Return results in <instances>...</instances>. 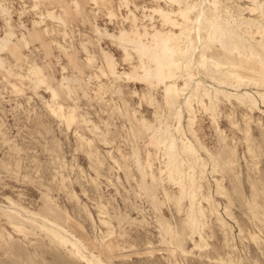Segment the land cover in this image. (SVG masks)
<instances>
[{
	"label": "rangeland",
	"instance_id": "rangeland-1",
	"mask_svg": "<svg viewBox=\"0 0 264 264\" xmlns=\"http://www.w3.org/2000/svg\"><path fill=\"white\" fill-rule=\"evenodd\" d=\"M187 2L198 6L188 14L193 17L188 24L198 25L189 37L196 40L197 36L198 43L192 41L187 45L188 53L181 54L190 58L187 68L169 64L183 75L175 78L182 94L173 102L164 95L168 82L153 77L154 69L164 70L160 66L164 64L160 59L164 50H155L166 37L157 41L150 38L156 31H179L178 8ZM254 2L258 8L250 12L252 0H0V264H86L89 257L90 264H264V84H260L264 83V74L247 69L260 66L250 57L242 62L247 67L243 72L259 76L260 81L247 79L234 88L218 82L221 73L210 63L211 56L215 59L217 53H224L223 46L228 45L225 52L229 54L236 38L243 40L236 39L238 46L242 45L241 52L247 54L257 48L263 53L264 0ZM209 15L222 19L224 31L228 30L223 46L217 42L219 36H206L204 20ZM250 18L258 22L253 24L255 20ZM132 26L137 32L127 34L126 29ZM120 29L123 35L117 38ZM236 31L240 38L239 34L234 36ZM140 34L146 42L141 57V51L136 52L131 45L139 43ZM207 41L210 49L205 48ZM104 51L113 56L120 72L130 73L138 62L144 63L145 71H141L146 78L132 80L102 73L108 56ZM199 53L204 54L203 59L210 57L207 69L206 63L199 64ZM197 81L210 90L216 87L241 93L244 89L255 96L257 103L249 109L234 97L228 102L210 92L211 96L197 99L196 93L190 106L192 113L180 101ZM209 100L214 108L203 107ZM175 105L180 106L181 116L175 115ZM69 113L75 116L72 124L66 119ZM165 132L173 134L169 141L165 139L170 149L158 138ZM181 145L189 151L185 147L181 150ZM162 150L168 154L173 151L175 156L172 152L167 156ZM167 158L182 170L185 183L170 180ZM178 195L181 204L175 201ZM198 206L203 208L205 219ZM188 208L195 209V214ZM5 211L18 214L26 227L17 230L4 216ZM50 222L60 226L56 229ZM163 224L170 225L172 232H166ZM49 228L58 235L66 231L63 237L72 238L78 248L82 247L81 255L87 257L70 254V244L51 243ZM178 232H182L183 240L176 238Z\"/></svg>",
	"mask_w": 264,
	"mask_h": 264
},
{
	"label": "bare ground",
	"instance_id": "bare-ground-1",
	"mask_svg": "<svg viewBox=\"0 0 264 264\" xmlns=\"http://www.w3.org/2000/svg\"><path fill=\"white\" fill-rule=\"evenodd\" d=\"M179 1H181V0H179ZM208 1V0H207ZM216 1V0H215ZM255 0H252V3H253V6H249V10H250V12H252V11H254L255 9H257L258 8V5H257V8H256V6H255V2H254ZM257 1V0H256ZM186 2V1H185ZM212 2V1H211ZM210 2V3H211ZM177 3H179L180 4V2H177ZM176 3V4H177ZM213 3V2H212ZM263 3V2H262ZM214 4V3H213ZM215 4H217V2H215ZM214 4V5H215ZM261 3H259V5H260ZM213 5V6H214ZM225 5V4H224ZM180 6V5H179ZM260 6H262V4L260 5ZM259 6V7H260ZM198 6H196V4L195 3H193V2H190V3H188L187 2V4L185 5H183V6H180L179 8H178V10H179V15H180V17H181V21H179L178 20V23H177V25L179 24L180 25V29H179V31L177 32H174L173 30H171V29H169V30H166V31H156V32H154L153 34H151V37L152 38H150L152 41H157V40H159L160 38H165L166 37V39L163 41V39H162V41L163 42H159V43H157V45L158 46H161L160 48H157L156 47V44H154L153 43V45L157 48H155L156 50H155V52L159 49V51L161 52V51H163L162 52V54H165V55H163L162 56V58H160V59H162L163 60V62H164V64H162L161 65V63H160V66H163L164 67V70H162L161 68V71H163V72H161L160 70H158V69H154V73L155 74H153V77L157 80V81H167L168 82V84L167 85H169V87L167 88V86H165L166 88H165V93H164V95L166 94L167 95V97L170 99V100H173V99H176L177 97H179V96H181V92L180 91H182L181 90V87H179L178 85H177V83L175 82L176 80H175V78L177 79V77L178 76H183L182 75V73L180 74L178 71H176L177 69L175 68V70H174V68L173 67H175L174 65H176V67L177 66H180L181 68H183V67H186L187 68V65H188V62H190V61H187L188 59H190V58H187V55L185 56V55H182L181 56V54H183L184 52V54H186V53H188L187 51L189 50V49H187L188 47H187V45L188 46H190L189 44L192 42V41H194V40H192L191 39V37H189V34L191 33V31L193 30V27L195 28L194 30H197L198 29V25H197V23H194V26L193 25H190V24H188V23H190L189 22V20L191 21V19L193 18L192 16H188V14L191 12V11H194L195 10V8H197ZM209 7V6H208ZM215 7V6H214ZM210 8V7H209ZM217 7H215L214 9H216ZM220 8V7H219ZM248 8V7H247ZM199 9V8H198ZM208 9V8H207ZM224 9V8H223ZM240 9V8H239ZM259 10V9H258ZM203 11H206V10H203ZM219 11V10H218ZM240 11V10H239ZM238 11V12H239ZM260 11V10H259ZM262 11V10H261ZM260 11V12H261ZM162 12H164V11H162ZM198 13V12H197ZM204 13V12H203ZM223 13V12H222ZM232 13V12H231ZM200 14V13H199ZM232 14H234V13H232ZM167 15V14H166ZM178 15V14H177ZM215 15H216V13H215ZM215 15H209L210 17H207V20H204L207 24V35L206 36H208L207 38H209L210 37V35H212V34H214L215 36H219V39H217V42H219V43H222L221 45L223 46V44L225 43L226 44V42L224 41V33H226L228 30H226V31H224L225 30V27H224V24L222 23V19H220V20H217V19H215L214 18V16ZM217 15H219V14H217ZM231 15V14H230ZM207 16V15H206ZM196 17V16H195ZM241 17V16H240ZM262 17H264L263 15H262ZM218 18H220L219 16H218ZM244 18V17H243ZM247 18V17H246ZM245 18V19H246ZM261 18V17H260ZM259 18V19H260ZM165 19V18H164ZM206 19V18H205ZM229 19H234V18H231V16H230V18ZM238 19V18H237ZM249 19V18H248ZM248 19H246V20H248ZM251 19V18H250ZM254 19V18H253ZM262 19V18H261ZM260 19V20H261ZM195 20H197V18L195 19ZM252 20V19H251ZM251 20H250V24H251ZM255 20V19H254ZM254 20H252V21H254ZM166 21H168V20H166ZM175 21V20H174ZM226 21L227 20H225V23H226ZM241 21H244V20H241ZM241 21H240V23L238 24V26L241 24ZM255 22H258V21H254V22H252L253 24L255 23ZM263 22V21H262ZM164 23V22H163ZM222 23V24H221ZM234 24V23H233ZM236 24V23H235ZM245 24H246V21H245ZM176 25V24H175ZM179 25L177 26V27H179ZM226 25H228V24H226ZM235 26V25H234ZM243 26H246V25H243ZM242 26V27H243ZM255 26V25H254ZM173 27H174V25H173ZM229 26H227V28H228ZM231 28V27H230ZM251 27H249V29H250ZM229 29V28H228ZM258 29H260V26L258 27ZM231 30V29H230ZM242 30V29H241ZM262 31H263V29H261ZM124 31V30H123ZM126 33L127 34H132L133 32L134 33H136L137 31H136V27L134 28V26H132L130 29H126ZM144 31H145V29H144ZM235 31V30H234ZM234 31H232V32H234ZM258 31V30H257ZM248 32V31H247ZM250 32V31H249ZM260 32V31H259ZM147 33V32H146ZM237 33V31L235 32V34H234V36L236 35H238V34H236ZM264 33V32H263ZM138 34V33H137ZM148 35H149V33H147ZM146 34V35H147ZM233 34V33H232ZM246 34H248V33H246ZM111 35V34H110ZM123 35V32H122V29H120V32H119V34H116L115 36H117V38H120L121 36ZM168 37H167V36ZM229 35V34H228ZM230 35H231V33H230ZM250 35V34H249ZM256 35V34H255ZM261 35H262V32H261ZM12 36V35H11ZM142 34H140V37H138V41H139V43L138 44H136V43H134V44H132L131 43V45L133 46V48H134V50L136 51V52H140L139 53V55L142 53L143 54V47H144V45L146 44V42L144 41V39L142 38ZM235 36V37H236ZM240 34H239V38H240ZM188 37H189V39H188ZM250 37V36H249ZM262 37H263V35H262ZM211 38V37H210ZM226 38H227V36H226ZM230 39L232 38L231 36L229 37ZM234 38V37H233ZM264 38V37H263ZM116 39V38H115ZM147 39V38H146ZM229 39V40H230ZM237 40H238V38H236ZM235 39V41L237 42V40ZM244 39V38H243ZM254 39V38H253ZM150 40V41H151ZM197 40H198V37L196 36V40H195V42L196 43H198L197 42ZM228 40V39H227ZM232 40V39H231ZM245 40V39H244ZM248 40V39H247ZM256 40V39H255ZM264 40V39H263ZM151 41V42H152ZM238 41H243V40H238ZM249 41V40H248ZM258 41H261V40H257V42ZM148 42V41H147ZM229 42V41H228ZM236 42H234V43H232V48L230 49V53L229 54H227L225 51H226V48L225 47H227V46H223L224 48H222V49H224L223 51H224V53H217L216 54V56H215V59H213V57L211 56V61H210V63H211V65H213V67L215 68V69H217V71H219L220 73H221V75L220 76H216L215 74L216 73H218L219 74V72H216V71H214L215 72V76L218 78V82H224V84L225 83H228V84H230V85H233V87L234 88H238L239 87V85L241 84V82H243V81H246L247 79H253L254 81H256L257 82V80H259L260 79V77L259 76H250V75H247V74H245L243 71V69H245V68H247V67H245L244 65H242V62H248L251 58L250 57H252V58H254V59H256L258 62H259V64H260V66H259V68L258 69H256L255 67H252L251 66V68H247V69H251V71H254L255 72V74L256 75H260V74H264V72H262L261 70H264V55H263V53H264V51H263V53L262 54H260V51L258 52V51H256V49L254 50H251V48L249 49V50H251L250 52L251 53H244V52H241V50H239V47L240 46H242V45H240V46H238L239 44H240V42H239V44L238 43H236ZM245 42V41H244ZM250 42V41H249ZM168 43V44H167ZM211 43V42H210ZM230 43V42H229ZM246 43V42H245ZM254 43V42H253ZM260 43V42H259ZM263 43H264V41H263ZM151 44V43H150ZM164 44H166L165 46H163ZM192 44V43H191ZM193 44H194V42H193ZM228 44V43H227ZM231 44V43H230ZM247 44V43H246ZM255 44V43H254ZM261 44V43H260ZM148 45V44H147ZM210 44H209V41H207V45H206V47L205 48H207V47H209V49H210V47L211 46H209ZM212 45V44H211ZM149 46V45H148ZM152 45H150V47H151ZM192 47H193V45H191ZM245 46V45H244ZM249 46H250V44H249ZM252 46V45H251ZM261 46V45H260ZM127 46H125V47H123L124 49V54H125V57H127V55H128V53H127V48H126ZM146 47V46H145ZM153 47V46H152ZM258 48H259V46H257ZM264 47V46H263ZM262 47V48H263ZM131 48V47H130ZM132 48V49H133ZM228 48V47H227ZM242 48V47H241ZM246 47H244V49H245ZM254 48V47H253ZM149 49V48H148ZM222 49H221V51H222ZM248 49V48H247ZM150 50V49H149ZM149 50H148V54H149ZM151 50H153V49H151ZM166 50V51H165ZM191 50H192V48H191ZM195 50V49H194ZM243 50V49H242ZM259 50V49H258ZM159 51H158V53H159ZM204 52H205V50H203ZM202 51V52H203ZM229 51V50H228ZM243 51H245V50H243ZM135 52V53H136ZM145 52V51H144ZM146 52H147V50H146ZM203 52V53H204ZM262 52V51H261ZM104 55H108V56H106L105 57V59L104 60H107V61H105V64H103V66L101 67V72L102 73H104V74H109V75H111L112 77L113 76H117V77H130L132 80L134 79V80H143V79H145L146 78V76L144 75L145 73L143 72V71H145V69H144V63L142 64L141 62H138V64L137 65H135V67H137L136 69H134V70H132L130 73L127 71V72H125V71H118V69H117V67H116V61H115V59L113 58V56L110 54V53H108V52H105L104 51ZM193 53V52H192ZM213 53V52H212ZM137 54V53H136ZM145 54V53H144ZM155 54V53H154ZM157 54V53H156ZM155 54V55H156ZM246 54V55H245ZM150 55H152V54H150ZM203 55L204 54H202L201 56H200V53H199V55L197 56L198 57V61H199V64H205L206 62H209V61H207L210 57H206L205 59H203ZM243 55H244V58H242L243 57ZM143 56V55H142ZM145 56H146V54H145ZM158 56V55H157ZM249 57V59L247 58V60H246V58L245 57ZM140 57H141V55H140ZM146 57H148V55L146 56ZM151 57V56H150ZM93 58V57H92ZM149 58V57H148ZM142 59V58H141ZM185 59V60H184ZM139 60V59H138ZM147 60V59H146ZM149 60H150V58H149ZM153 60L154 61H156L155 60V58H153ZM158 60V59H157ZM161 61V60H160ZM198 61H197V63H198ZM153 62V61H152ZM157 62H159V61H157ZM257 62V63H258ZM154 63V62H153ZM209 63V64H210ZM151 63H149V65H150ZM159 64V63H158ZM169 64H174L173 65V70H170V68L171 67H169L170 65ZM198 64V65H199ZM209 64L207 65V63H206V65L207 66H203L205 69H207V67L209 66ZM101 65V64H100ZM148 65V68L150 67ZM155 66H156V64H155ZM159 65H157V67H158ZM159 66V67H160ZM189 66V65H188ZM98 67V66H97ZM146 67V66H145ZM158 67V68H159ZM147 68V67H146ZM171 68V69H172ZM211 68V67H210ZM209 68V70H210V72H213V71H211L212 69H210ZM143 69V71H141ZM149 69H152V68H149ZM77 70V69H76ZM99 70V69H98ZM188 71V70H187ZM187 71L186 72H184V74L185 73H187ZM38 72V71H37ZM100 72V71H99ZM210 72H209V74H210ZM142 73H144V74H142ZM190 73V72H189ZM22 74V73H21ZM97 74V73H96ZM127 74H128V76H127ZM129 75H131V76H129ZM107 76V75H106ZM189 75L187 74L186 75V77H188ZM213 76V75H212ZM96 77H97V75H96ZM102 77V76H101ZM152 77V76H151ZM164 79H163V78ZM98 78H100V77H98ZM97 78V79H98ZM148 78H150V77H148ZM162 78V79H161ZM191 78V77H190ZM188 79H189V77H188ZM199 80V79H198ZM215 80H216V78H215ZM264 80V79H263ZM45 81V80H44ZM201 81V80H200ZM204 81V80H203ZM212 81V80H211ZM260 81V80H259ZM258 81V82H259ZM10 82V81H9ZM184 82V81H183ZM249 82H251V81H249ZM11 84V83H10ZM186 84H187V81H186ZM185 84V85H186ZM203 84V85H202ZM205 83H201V82H199V81H197L196 83H195V86L193 85L192 86V88H191V90H190V93L188 94V95H186V96H184V99L182 100L181 99V103H183V105H185L186 107H188V111H190V112H192L193 113V110L194 109H191L190 108V106L192 105V98H193V96L196 94L197 96H198V98L197 97H195V98H197V99H199V98H201V97H203V96H207L210 92H211V94H212V92H214L213 94L215 95L214 97H219L218 99H220L222 96L223 97H225L226 98V100L228 99V100H230V98L231 97H234V100L236 99V102H239V104L240 103H242L243 104V107H244V105H245V107L246 106H248V108L249 109H252V107H255V103H257V101H256V98H255V96L253 97V95H251V93H249L248 91H244V89H243V92H239V93H237V92H232V91H229V92H227V90H225V89H220V88H216V87H212V89L213 90H210V88L208 87H205V85H204ZM247 84H248V82H247ZM255 84V83H254ZM260 84H264L263 82L261 83L260 82ZM106 85V84H105ZM219 85V84H218ZM245 85V84H244ZM69 86V85H68ZM242 86H243V84H242ZM5 88V87H4ZM112 88V87H111ZM184 88H186L187 89V85H186V87H184ZM183 89V88H182ZM168 92H167V91ZM235 91H237V90H235ZM257 91L258 90H256V93H257ZM198 92H199V94H198ZM262 92V91H261ZM54 93V95L56 94V92H53ZM67 93H68V91H67ZM259 91H258V95H259ZM264 93V92H263ZM263 93H260V95L263 97ZM186 94V93H185ZM206 94V95H205ZM212 94V95H213ZM195 95V96H196ZM210 95V94H209ZM55 96H57V95H55ZM54 96V97H55ZM151 96V95H150ZM211 96V95H210ZM166 97V98H167ZM168 98H167V100H168ZM209 98V97H208ZM212 98V97H211ZM222 99V98H221ZM121 100V99H120ZM167 100H166V102H167ZM176 100H179V99H176ZM195 100V99H194ZM200 100H202V99H200ZM211 100V99H210ZM208 101L209 103H207V104H203L204 106L203 107H205V108H214L213 107V103L211 102V101ZM227 100V101H228ZM169 101V100H168ZM196 101V100H195ZM219 101V100H218ZM261 101H262V98H261ZM55 102H56V100H55ZM173 102H175V100H173ZM180 102H178V103H180ZM201 102V101H200ZM215 102V101H214ZM221 102V101H220ZM228 102H230V101H228ZM172 103V102H171ZM180 103V104H181ZM211 103V104H210ZM218 103V102H217ZM232 103V102H231ZM167 104V103H166ZM56 105H58V104H56ZM60 105V104H59ZM168 105H170L169 103H168ZM179 105V104H178ZM178 105H175V107H177ZM182 105V104H181ZM202 105V104H201ZM232 105V104H231ZM257 105V104H256ZM235 106V105H234ZM54 107V106H53ZM60 107H62V106H60ZM180 106H178V108L175 110L176 112H175V115H179V116H181L180 115V111H181V109L179 108ZM193 107V106H192ZM242 107V106H241ZM258 107V106H257ZM71 108V107H70ZM120 109V108H119ZM245 109V108H244ZM258 109H261V108H259L258 107ZM61 110V109H60ZM74 111L72 108L70 109V111ZM171 110V109H170ZM172 110H174V108H172ZM213 110V109H212ZM248 110V109H247ZM64 111V110H63ZM67 111H68V107H67ZM66 111V112H67ZM134 111V110H133ZM211 111V110H210ZM217 111V110H216ZM242 111H244V110H242ZM246 111V110H245ZM251 111H253V110H251ZM260 111V110H259ZM262 111V110H261ZM260 111V112H261ZM60 112V111H59ZM58 112V113H59ZM62 112V111H61ZM232 112V111H231ZM231 112H230V114H231ZM163 113V112H162ZM245 113V112H244ZM261 113H263V111L261 112ZM63 114V113H62ZM164 114V113H163ZM251 114V113H250ZM250 114H246L247 116H250L251 117V115ZM264 114V113H263ZM61 115V114H60ZM194 114H192V115H190L191 117H190V127H191V124L193 123V120H194V116H193ZM174 116V115H173ZM196 116V115H195ZM212 116H215L214 114L212 115ZM229 117V116H228ZM231 117H232V115H231ZM235 117V116H234ZM261 117V116H260ZM61 118V117H60ZM74 118H75V116H74V113H69V115H68V117L66 118L68 121H72V120H74ZM177 118H179V120L178 121H180V117H177ZM214 118V117H213ZM216 118V117H215ZM65 119V120H66ZM144 119V118H143ZM257 119V118H256ZM64 120V119H63ZM65 120H64V122H65ZM146 120V119H145ZM189 120V119H188ZM213 120V119H212ZM232 120V119H231ZM230 120V121H231ZM260 120V119H259ZM75 121V120H74ZM91 121V120H90ZM192 121V122H191ZM67 122V121H66ZM177 122V121H176ZM68 123V122H67ZM261 123V122H260ZM71 124H72V122H71ZM181 124V123H180ZM259 124V123H258ZM177 125V124H176ZM193 125V124H192ZM71 126V125H70ZM94 126V125H93ZM96 126V125H95ZM94 126V127H95ZM180 127V126H179ZM166 130V129H165ZM168 130V129H167ZM168 132V131H167ZM167 132H165V133H163V136L162 137H158L160 140H161V143H163L162 145H163V147L164 146H168V144L166 145V141H165V139H167V138H172L171 136L173 135H171V136H169V134H167ZM172 132V131H171ZM177 132H179V130L177 131ZM192 133V132H191ZM250 134V133H249ZM102 136V135H101ZM261 136V135H260ZM254 137V136H253ZM262 138H263V136H262ZM168 140V139H167ZM172 140V139H171ZM182 140V139H181ZM185 140V139H184ZM159 141V140H158ZM169 141V140H168ZM183 141V140H182ZM181 141V142H182ZM86 142V141H85ZM155 142H157L156 140H155ZM176 142V141H175ZM184 142V141H183ZM182 142V143H183ZM189 142V141H188ZM160 143V142H159ZM169 143V146H170V142H168ZM181 143V144H182ZM191 143V142H190ZM184 144V143H183ZM256 144H258V143H256ZM156 145V144H155ZM157 145H158V143H157ZM186 145V144H185ZM185 145H181V150H183V148L185 147ZM198 145H200V144H198ZM235 145V144H234ZM250 145V144H249ZM168 146V147H169ZM174 146V145H173ZM189 146V145H188ZM190 146H191V144H190ZM259 146V145H258ZM156 147V146H155ZM157 147H159V146H157ZM162 147V148H163ZM171 147H172V144H171ZM191 147H193V146H191ZM167 148V147H166ZM173 148V147H172ZM171 148V149H172ZM176 148V147H175ZM175 148H173L174 150L173 151H175ZM185 148H187V147H185ZM185 148H184V150H185ZM197 148V147H196ZM205 148V147H204ZM260 148V147H259ZM157 149V148H156ZM169 149H170V147H169ZM189 149V147L187 148V150ZM110 150V149H109ZM186 150V151H187ZM191 150V149H190ZM158 151V150H157ZM173 151H171L172 153H173ZM185 151V152H186ZM189 151V150H188ZM187 151V152H188ZM192 151V150H191ZM250 151V150H249ZM253 151V150H252ZM260 151V150H259ZM88 152V151H87ZM111 152V151H110ZM161 152H164V154H167V156H171L170 154H171V152H170V154H168L167 153V151H161ZM176 152V151H175ZM178 152V151H177ZM196 152H197V150H196ZM251 152V151H250ZM183 153V152H182ZM92 154V153H91ZM163 154V155H164ZM187 154V153H186ZM193 154V153H192ZM163 155H161L162 157H163ZM173 155H174V153H173ZM140 156V155H139ZM175 156V155H174ZM173 156V157H174ZM113 157V156H112ZM138 157V156H137ZM158 157V156H157ZM173 157H171L172 159H173ZM178 157V156H177ZM171 158H170V160H171ZM190 158V157H189ZM232 158V157H231ZM161 159V158H160ZM175 159H176V157H175ZM196 159H198V161H199V156L197 155V157H196ZM220 159V158H219ZM227 159V158H226ZM148 160V159H147ZM163 160V159H162ZM168 158H167V162L165 163L166 164V172L168 173V175H169V177H170V180H171V178H173L174 179V182H177L178 181V183L180 182V183H185V181H184V177L182 176V175H184L183 173H182V170H180L176 165H173V164H171V162H168ZM169 160V161H170ZM174 160V159H173ZM173 160H171V161H173ZM190 160V159H189ZM228 160V159H227ZM176 162H177V160H175ZM180 161H182V159L180 160ZM179 161V162H180ZM225 161V160H224ZM254 161V160H253ZM175 162V163H176ZM203 162V161H202ZM149 163V162H148ZM174 163V164H175ZM181 163V162H180ZM183 163V162H182ZM204 163V162H203ZM7 164H8V162H7ZM10 164V163H9ZM170 164V165H169ZM225 164V163H224ZM149 165V164H148ZM164 165V164H163ZM181 165V164H180ZM189 165H190V163H189ZM189 165H188V167H187V169L189 168ZM151 166V165H150ZM191 166H193V165H191ZM195 166H197L196 164H195ZM230 166V165H229ZM15 167V166H14ZM137 167H139V166H137ZM180 167V166H179ZM11 168H13V167H11ZM160 168V167H159ZM165 167H163L162 169H164ZM181 168V167H180ZM212 168H214V167H212ZM257 168V167H256ZM138 169H141L140 167L138 168ZM145 169V168H144ZM144 169H143V171H144ZM182 169V168H181ZM193 169V168H192ZM203 169V168H202ZM229 169V168H228ZM142 170V169H141ZM159 170V169H158ZM184 170V169H183ZM194 170V169H193ZM213 170V169H212ZM165 171V170H164ZM188 171V170H187ZM199 171V170H198ZM151 172V171H150ZM160 172H163V171H160ZM194 172V171H193ZM201 172V174H203L204 173V170H203V172L202 171H200ZM141 173V172H140ZM143 174H144V172H142ZM188 173V172H187ZM192 173V172H191ZM146 174V173H145ZM151 174V173H150ZM140 175H142V174H140ZM189 175V174H188ZM199 176V175H198ZM143 177V176H142ZM150 177H152V178H154V176L152 175H150ZM161 177V176H160ZM163 177V176H162ZM182 177H183V180H182ZM187 177V176H186ZM189 177V176H188ZM194 177V175L193 174H191V176L189 177L190 179H191V181H192V183H193V178ZM201 177H203V175H201L200 176V178ZM158 179H160V178H158ZM189 179V180H190ZM202 179V178H201ZM200 179V180H201ZM143 180V179H142ZM176 180V181H175ZM164 181V180H163ZM182 181H184V182H182ZM190 181V182H191ZM195 181V180H194ZM250 182V181H249ZM192 183H189V185H187L188 187H189V189L188 190H190L191 189V187L193 188V186H192ZM188 184V183H187ZM195 184V183H194ZM193 184V185H194ZM145 185V184H144ZM177 185V184H176ZM180 185L181 184H179V187H180ZM141 186H142V184H141ZM178 186V185H177ZM183 186V185H182ZM182 186H181V189H182ZM186 186V185H185ZM186 186V187H187ZM203 186V185H202ZM224 186V185H223ZM255 186V185H254ZM254 186H253V188H254ZM151 187H153V186H151ZM199 187V186H198ZM150 188V187H149ZM195 188V187H194ZM203 188V187H202ZM180 189V190H181ZM208 189V188H207ZM251 189V188H250ZM165 190V189H164ZM192 190V189H191ZM190 190V191H191ZM235 190V189H234ZM189 191V192H190ZM154 192V191H153ZM193 192H196V191H194L193 190ZM180 193H181V191H180ZM197 193V192H196ZM205 192H203V194H204ZM237 193V192H236ZM164 194V193H163ZM165 194L167 195L168 193H167V191L165 192ZM192 194V193H191ZM235 194V193H234ZM260 194H262V193H260ZM170 195V194H169ZM207 195V194H206ZM211 194H209V196H210ZM165 196V195H164ZM168 196V195H167ZM179 196V195H178ZM255 196V195H254ZM169 197V196H168ZM242 197V196H241ZM186 198V197H185ZM204 198V197H203ZM208 198V197H207ZM254 198V197H253ZM169 199V198H168ZM180 199H181V196H179L178 198H177V200H175V201H177L179 204H181L180 203ZM202 199V198H201ZM170 200H172V198H170ZM210 197L208 198V202L210 203ZM254 200V199H253ZM252 200V202H254ZM141 201V200H140ZM166 201H167V199H166ZM264 201V200H263ZM157 202V201H156ZM171 202V201H170ZM212 202V201H211ZM161 203V202H160ZM175 204H176V202H174ZM192 203V206H193V202H191ZM190 203V204H191ZM198 203V202H197ZM255 203V202H254ZM101 204V203H100ZM189 204V205H190ZM264 204V203H263ZM3 205V204H2ZM5 205V204H4ZM177 205V204H176ZM200 205V204H199ZM252 205H254V204H252ZM91 206V205H90ZM183 206V205H182ZM256 206V205H255ZM1 207V206H0ZM101 207V206H100ZM152 207H154V206H152ZM178 207V206H177ZM176 207V208H177ZM181 207V206H180ZM179 207V209H181ZM190 207V206H189ZM264 207V206H263ZM2 208H3V206H2ZM1 208V209H2ZM4 208H5V206H4ZM160 208V207H159ZM184 208V207H183ZM182 208V209H183ZM207 208V207H206ZM0 209V210H1ZM178 209V208H177ZM189 209V208H188ZM192 209H193V207H192ZM208 209H210L209 211H211L212 210V208H208ZM189 210H191V208L189 209ZM198 210L200 211V213H201V215H202V217L204 216L203 214H204V210H203V208L202 207H199L198 206ZM252 210V209H251ZM192 211V210H191ZM194 211H195V209H194ZM194 211H192V213H194ZM181 212V211H180ZM207 212V211H206ZM5 214H4V216L5 215H7L6 216V218L7 219H9L10 220V223H12L13 225H15V227H16V229L17 230H23V228H25L26 227V225H24V223H25V221L23 222L21 219H19L18 218V216H16V215H18V214H14V213H12L11 211H5L4 212ZM188 213V212H187ZM190 213V212H189ZM188 213V214H189ZM264 213V212H263ZM20 214V213H19ZM180 214V213H179ZM195 214V213H194ZM193 214V215H194ZM208 214V213H207ZM190 215V214H189ZM200 215V214H199ZM142 216V215H141ZM191 216H192V214H191ZM20 217H22V216H20ZM24 217V216H23ZM195 217H196V215H195ZM194 217V218H195ZM198 217V216H197ZM200 217V216H199ZM32 218V217H31ZM204 218V217H203ZM210 218V217H209ZM216 218V217H215ZM251 218V217H250ZM249 218V219H250ZM24 219H27V218H24ZM196 219V218H195ZM195 219H194V222H195ZM205 219V218H204ZM223 219V218H222ZM45 220H47V219H45ZM193 220V219H192ZM203 220V219H202ZM49 221V220H48ZM160 221V220H159ZM186 221V220H185ZM204 221V220H203ZM29 222H30V220H29ZM28 222V223H29ZM31 222H32V220H31ZM34 222V221H33ZM43 222H45L44 220H43ZM192 222V221H191ZM206 222V221H205ZM205 222H203V224H201L200 225V228H202L201 226L202 225H204V223ZM218 222H220V221H218ZM46 223V222H45ZM50 223H52V222H50ZM222 223V222H221ZM220 223V224H221ZM30 224V223H29ZM37 224H39V223H37ZM41 224V223H40ZM39 224V225H40ZM44 224V223H43ZM42 224V225H43ZM47 224V223H46ZM53 224V223H52ZM55 224V223H54ZM53 224V225H54ZM161 225H162V223H160ZM193 224V223H192ZM196 224H197V221H196ZM195 223H194V225H196ZM223 225H224V222L222 223ZM257 224V223H256ZM24 225V226H23ZM33 225V224H32ZM45 225V224H44ZM53 225H50L49 224V226H53ZM56 225V224H55ZM198 225V224H197ZM31 226V225H30ZM41 226V225H40ZM48 226V227H49ZM57 226V225H56ZM58 226H60L59 225V223H58ZM58 226L57 227H55L56 229L58 228ZM186 226V225H185ZM12 227V226H11ZM63 227V226H62ZM163 227H164V230L166 231V232H172V228H171V226L170 225H167V224H163ZM162 227V228H163ZM199 227V226H198ZM34 228V227H33ZM36 228V227H35ZM38 228V227H37ZM46 228V227H45ZM54 228V227H53ZM53 228H51V230H50V228L49 229H47L50 233H51V235H50V239H49V241L51 242V243H53L54 245H59V246H66V244H70V246H71V248L69 249L68 247H67V249H69L68 250V252L70 253V254H72V255H76V256H78L79 258L80 257H82L83 258V256H85V254L82 256L81 255V253L79 252V248L81 247H79L78 248V245L75 243V242H73V240L71 241V239L70 238H65V233H66V231H64L65 233H63V235H65L64 237H63V235H61L62 237H60V235H58L57 234V232H56V230L55 231H52V229ZM174 228V227H173ZM178 228V227H177ZM196 228V227H195ZM194 228V229H195ZM27 229V228H26ZM29 229H30V227H29ZM62 230L64 229V228H61ZM159 229V228H158ZM209 229V228H208ZM34 230V229H33ZM59 230V229H58ZM57 230V231H58ZM65 230V229H64ZM99 230V229H98ZM178 230H179V228H178ZM197 230V229H196ZM201 229H199V235H200V238H202L203 239V236H202V234H201V231H200ZM27 231H29V230H27ZM60 231V230H59ZM69 231V230H68ZM56 232V233H55ZM166 232H164V235H165V233ZM176 232V231H175ZM60 233V232H59ZM252 234V233H251ZM254 234V233H253ZM257 234V233H256ZM47 235H48V233H47ZM178 236L176 237L177 239H184V237H183V234H182V232H180V234H179V232H178V234H177ZM1 236V235H0ZM174 236V235H173ZM253 236V235H252ZM259 236V235H258ZM2 237V236H1ZM48 237V236H47ZM46 237V238H47ZM73 237V236H72ZM189 237V236H188ZM192 237V236H191ZM10 238V237H9ZM49 238V237H48ZM163 238H165V237H163ZM74 239V238H73ZM192 239H193V237H192ZM191 238H190V240H192ZM81 240V239H80ZM168 240V239H167ZM194 240V239H193ZM197 240V239H196ZM176 241V240H175ZM178 241V240H177ZM179 242V241H178ZM29 243V242H28ZM81 243H83V242H81ZM178 244V243H177ZM180 244V243H179ZM179 244H178V246H179ZM208 244V243H207ZM84 245V244H83ZM182 245H183V243H181V247H182ZM196 245V244H195ZM206 245V244H205ZM180 247V246H179ZM193 247H195L194 246V244H193ZM82 248V247H81ZM192 249V248H191ZM37 252V251H36ZM185 251H183V253H184ZM84 253V252H83ZM182 253V252H181ZM91 254V257H94L95 255V253L93 254V253H90ZM94 256H93V255ZM150 254V253H149ZM170 254H172V253H170ZM220 254V253H219ZM199 255H201L200 253H199ZM229 255V254H228ZM33 256V255H32ZM172 256V255H171ZM208 256V255H207ZM220 256V255H219ZM85 257H87V256H85ZM96 257V256H95ZM230 257V256H229ZM100 258V257H99ZM99 258H97L96 257V259L98 260V262H103L102 260H100ZM167 258V257H166ZM225 258V257H224ZM85 259V258H84ZM90 260V257L89 258H87V260L85 259V261H86V264H90L91 262H89V260ZM95 258H93V260H94V262H97V261H95L96 260ZM172 259H173V257H172ZM212 259V258H211ZM44 260V259H43ZM110 260V259H109ZM221 260V259H220ZM231 260V259H230ZM92 261V260H91ZM176 261V260H175ZM93 262V263H94ZM97 262V263H98ZM167 262V261H166ZM214 262H215V260H214ZM230 262H232V261H230ZM224 263H226V262H224ZM101 264V263H100ZM109 264V263H108ZM111 264V263H110ZM113 264V263H112ZM176 264V263H175ZM214 264V263H213ZM216 264V263H215Z\"/></svg>",
	"mask_w": 264,
	"mask_h": 264
}]
</instances>
